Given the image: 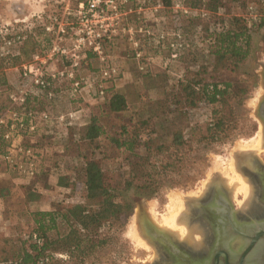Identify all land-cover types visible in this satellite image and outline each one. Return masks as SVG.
I'll use <instances>...</instances> for the list:
<instances>
[{
  "label": "rangeland",
  "instance_id": "374dc122",
  "mask_svg": "<svg viewBox=\"0 0 264 264\" xmlns=\"http://www.w3.org/2000/svg\"><path fill=\"white\" fill-rule=\"evenodd\" d=\"M56 1L60 0H0V76L2 73L5 75L10 92L19 85L20 67L31 60L36 49L33 40L36 37H44L43 27L50 24V18L59 14L58 19L64 16L69 18V21L72 19ZM194 1L196 0H172V3L167 5L161 0H130L128 6L133 10L128 19L136 27L141 26L147 30V33L136 34L144 45L143 50L148 61L147 71L139 69L132 56V43L127 36L122 35L117 38L116 43L107 45V52L118 64L121 73L115 81L107 83L108 90L105 96L95 98V90H88L77 98H71L68 94L62 96L61 93L54 101L48 102L43 98L51 105L53 111V104L62 100H68L72 105L74 101L83 100L89 108H94L109 98L110 88L114 84L116 90L128 94L131 108L126 114L106 118L105 122L113 123V131L116 132L120 131L121 125L130 122L131 118H134L135 122L144 121L150 115L158 113V116L147 125L141 122L137 125L141 124L139 127L145 130L142 133L145 138H149L147 131L156 129L157 132L152 134L156 139L150 141L149 146L152 150L160 146L163 153L151 160L140 161L143 166L159 167L157 172H161L159 177L161 188L152 196H138L130 192L133 209L123 226L113 227L109 223L101 226L99 232L101 244L85 258L78 256L77 252L74 255L57 252L55 260L46 262L44 259L39 264L150 263L158 253L156 246L142 230L139 220L141 211H145L155 223L165 226L164 217L171 215L178 197L185 200L189 209L191 202L188 200L192 199L193 195L201 194L214 177H220L224 182H228L224 179L227 178V174L229 177L235 176L237 171L234 173L231 171H234L232 168L235 164L240 165L239 161L244 155L242 151H248L251 146L256 145L255 141H258L257 138L263 132V124L257 109L264 96V6L255 0H247L246 5H243L242 0H232L225 2L217 11H211L206 6L209 0H202L205 3L200 6H192ZM158 4H162L163 7L158 8ZM234 15L243 17L251 28L252 53L240 66H229L215 72L211 67L214 62L211 46L215 41V34L208 27L221 29L223 19ZM176 30H180L183 35L180 41L183 47L173 50L170 42L175 39L173 33ZM162 32L167 35L163 43L159 41ZM22 35L27 36L25 43L14 44L13 40ZM10 41L12 43H9ZM21 51H24L23 54L15 60ZM175 52L177 57L172 56ZM14 62L16 64H13ZM199 65H209L206 72L209 83H219L221 88L231 83L232 93L226 96V101L214 104H208L199 99L200 95H196L194 105L188 107L183 104V107L179 108L178 97L169 92L173 88H179V81L185 77L188 69L197 70ZM99 68L98 58L90 55L85 62L83 75L92 78L93 73ZM98 79L100 80L99 77ZM242 85H247V92L235 96L233 92ZM185 97L186 93L183 92V100ZM76 111L79 112V117L75 123L67 128L56 127L53 132L54 139L40 138L41 132L39 136L25 140L26 144L28 141L35 143L39 139L40 142H44L46 155L41 161L40 174L35 179H23L18 173L10 171L0 153V172L8 174L5 175L7 176L5 180H0V185L18 186L25 183L22 180L31 181L29 183L33 184V193L44 196L45 206L48 208V210H45V207L40 208L39 201L42 197L32 202H24L21 191L0 199V264H15L13 253L6 257V251L19 248L23 240L29 242L31 235L35 239V235L39 234L37 212L85 201L83 184L71 182L68 178L72 167L81 164L76 148L78 137L83 134L85 125H79L82 111L81 113L80 110ZM54 113L58 114L55 111ZM221 116L226 119L224 130L218 132L215 140L206 138L210 123ZM179 132L186 140L182 147L172 143V134ZM69 135L70 138H67ZM49 140L56 144L53 151L50 149L52 147L48 143ZM243 146L241 150L240 147ZM135 147L141 153H147L143 144H135ZM112 149L114 146L110 144L102 150L104 155H108ZM263 152L254 154L264 157ZM116 153L114 158L103 161V168L109 172L114 182H120L128 178L131 165L137 159L126 158V153L119 151ZM50 167L54 170L50 171ZM227 184L229 186V183ZM229 187L231 188V185ZM231 190L234 191L233 188ZM236 193L238 199L244 200L242 191ZM236 193L233 194L236 196ZM67 230L68 225L61 220L56 228L48 230V234L56 238Z\"/></svg>",
  "mask_w": 264,
  "mask_h": 264
},
{
  "label": "trees",
  "instance_id": "16d2710c",
  "mask_svg": "<svg viewBox=\"0 0 264 264\" xmlns=\"http://www.w3.org/2000/svg\"><path fill=\"white\" fill-rule=\"evenodd\" d=\"M161 1L167 5L172 3V0ZM229 1L232 0H209L206 6L211 11H217L221 5ZM242 1L244 2L243 5H246L247 0ZM255 1L264 6V0ZM204 3L202 0H196L192 2V6H200ZM58 16L60 15H53L49 20L50 24L57 26L58 20L56 19L59 18ZM46 26L43 27L44 37H36L33 40L34 48L37 49L33 53L45 52L53 40V34L46 30ZM221 26V29L219 27L215 29L208 27L215 34V41L211 46V54L214 55V62L211 67L215 72L229 66H240L248 60L252 53L253 34L243 17L236 15L227 17L223 19ZM22 37V42L25 43L27 36L22 35ZM23 52L21 51L20 55L15 57V60H18ZM13 64H16V62ZM208 68L209 65H199L197 70L188 69L184 75L185 77L179 81V88L171 89L169 93H174L178 97L179 108H182L183 104L188 107L194 105L196 95H200V100L203 99L208 104H214L226 101V96L232 93L230 91L231 83H227L224 88H221L219 83H209L207 81L206 72ZM247 90V85H242L233 94L235 96L243 95ZM10 91L7 79L2 73L0 76V112L5 111L11 105ZM110 91L109 98L102 104L99 103L94 108L86 107V110H84L87 113V123L83 128V134L78 137L76 148L77 157L79 162L81 159V164L79 163L78 167H72V170L70 169L71 171L68 173L71 182L77 184L81 182L80 184H83L85 201L70 203L65 206L61 205V207H54L49 211L41 210L37 212L36 215L39 216L37 229L39 234H36L38 236L34 239L31 235L29 242L23 240L19 248L6 251V257L13 253L16 260L15 264H39L44 259L48 262L55 260L57 252H67L69 255H74L77 252L78 256L87 257L101 244L99 233L101 226L109 223L113 227H120L126 223L133 209L130 192H134L138 196H152L160 190L161 181L159 177L161 172H157L159 167L156 165L143 166L140 161L153 159L162 154L163 149L159 146L152 150L149 146L150 141L156 139L152 136L157 132L155 128L147 131L146 134L149 138H145L142 134L145 130H141L139 127L141 124L147 125L149 121L152 122L158 116V113L150 115L144 121L135 122L133 121L134 118H131L130 122L120 126V131L114 132L113 123L108 124L105 122L106 118L126 114L131 107L126 92L116 90L114 84L111 86ZM183 92L186 93L184 100ZM42 100L44 101L43 98L30 97L26 106L43 110ZM73 103L77 104L75 110H79L80 102L74 101ZM216 119L208 127L206 138L210 140H215L218 132L224 130L225 117L221 116L217 121ZM138 122H141V124L137 125ZM39 135L42 139H45V137L54 139V134L48 130L46 124L42 126L37 136ZM172 135L174 145L177 147L185 145L186 140L181 132ZM67 138H70V135ZM39 140L33 141L35 143H30V141L27 143L32 144L38 154L41 155V158L44 159L46 155L45 148H43L44 142ZM48 143H51V140ZM110 144L114 146V149L108 155H104L103 147L107 148ZM135 144H143L147 153L144 154L139 149L136 150ZM5 148L6 144L0 136V153L4 152ZM66 151H68V148ZM116 151L126 153V158L134 157L137 159L131 165L128 178L120 182H114L109 172L103 168V161L114 158L117 154ZM20 191L26 203L42 197V195L33 193V184L24 183L18 186L0 185V199ZM61 220L68 225L67 232L59 234L56 238L50 237L48 230L56 228L57 223ZM6 257L3 258L7 259Z\"/></svg>",
  "mask_w": 264,
  "mask_h": 264
},
{
  "label": "built area",
  "instance_id": "2783aa9c",
  "mask_svg": "<svg viewBox=\"0 0 264 264\" xmlns=\"http://www.w3.org/2000/svg\"><path fill=\"white\" fill-rule=\"evenodd\" d=\"M129 2L130 0L56 1L72 19L69 21L64 16L56 19V27L53 24L46 26V30L54 34L52 42L45 52H35L30 61L22 64L19 85L9 95L11 105L0 112V136L6 144L1 157L6 167L18 173L19 177L32 180L41 170V155L33 145L26 144L25 140L36 137L44 124L53 133L56 127L67 128L73 125L79 117V112L74 109L55 114L50 104L43 110L28 108L26 104L30 97L45 98L50 102L57 99L60 93L62 96L68 94L71 98H77L88 90H95V98L105 96L107 83L115 81L121 73L120 67L107 52V45L116 43L117 38L122 35L127 36L132 43L133 56L139 69L147 71L144 45L136 36L137 33H147V30L141 26L136 27L128 19L133 10L129 8ZM161 7L163 5L158 4V8ZM173 34L175 39L170 42L171 49H181V31L176 30ZM166 37L165 32L160 33L159 41L163 43ZM22 39L19 36L13 43L18 45ZM90 55L100 61V68L93 73L92 78L83 75L85 62ZM172 56L177 57V53Z\"/></svg>",
  "mask_w": 264,
  "mask_h": 264
},
{
  "label": "flooded vegetation",
  "instance_id": "af4514ba",
  "mask_svg": "<svg viewBox=\"0 0 264 264\" xmlns=\"http://www.w3.org/2000/svg\"><path fill=\"white\" fill-rule=\"evenodd\" d=\"M258 110L264 130V105ZM239 163L253 184V200L246 207L220 177L193 196L187 222L203 230V247L180 241L141 211L142 230L158 253L147 264H264V157L244 153Z\"/></svg>",
  "mask_w": 264,
  "mask_h": 264
},
{
  "label": "bare ground",
  "instance_id": "6f19581e",
  "mask_svg": "<svg viewBox=\"0 0 264 264\" xmlns=\"http://www.w3.org/2000/svg\"><path fill=\"white\" fill-rule=\"evenodd\" d=\"M262 128H263V125H262ZM257 139L258 141H255L257 142L256 145L251 146L249 148L250 150L248 151L243 150L244 146L242 148L240 147V149L243 150L242 152L251 155L254 152L264 151V130L260 134V137ZM231 167L233 166L231 165ZM232 169L234 171H231V172L233 173L235 171L237 172H235V176H232V177H229L230 175L227 174V178H224V179H227L228 182L225 181V183L226 184L229 183V186L231 185V188L234 189L233 193L234 192L236 193L238 191H242L244 193L245 197L243 201H240V205H242V207H246L248 204H250V201L252 199L251 196L253 195L252 181H250L251 179L249 180L247 175L241 170L240 165L235 164ZM231 175H234V174H231ZM193 196L196 197V195H193ZM236 196H237V193H236ZM192 200H193V197L192 199H189L188 202H191ZM175 202L176 204L173 206V208L172 206L170 207L172 208L171 215L164 217L165 226H162V227L168 232H170L171 234H173L177 239L182 240L188 245H191V246L193 245L194 247H197V248L203 247V243L200 241L203 236V230L197 224L193 226H190L188 224L187 222L188 213L187 212L189 211L186 207L185 200L181 197H178Z\"/></svg>",
  "mask_w": 264,
  "mask_h": 264
},
{
  "label": "crops",
  "instance_id": "0c3cea01",
  "mask_svg": "<svg viewBox=\"0 0 264 264\" xmlns=\"http://www.w3.org/2000/svg\"><path fill=\"white\" fill-rule=\"evenodd\" d=\"M42 102H43L42 106L45 108L48 103H46V101H43V100H42ZM79 104H80L79 105L80 107L78 109L80 110V113L82 111V113H81L82 118H81V120H79V125H85L87 123V117H86L87 113L84 112V110H86V107H88V106L86 105L85 102H83V100H81ZM74 105H72V103H70V101H68V100H62V101H58V102L54 103L53 107H54V111L55 112L61 113L63 111H67V110H69L71 108L75 110V108L77 107V104H74ZM49 145H50V147H52V148H50L51 151H53V147H56L55 146L56 144L54 142H51ZM52 167H50V169H49L50 171L54 170ZM5 175H8V174L7 173H2L1 174V172H0V180L1 181H3V179L5 180V177H7ZM48 175H50V173ZM22 181L25 182V183L31 182V181H27V180H22ZM40 192L44 193L43 191H40ZM45 199L46 198L44 196L40 199V201H39L40 208L43 209L45 207V210H48V208L45 206L46 205L45 204V201H46ZM43 203H44V206H42Z\"/></svg>",
  "mask_w": 264,
  "mask_h": 264
},
{
  "label": "water",
  "instance_id": "95a60500",
  "mask_svg": "<svg viewBox=\"0 0 264 264\" xmlns=\"http://www.w3.org/2000/svg\"><path fill=\"white\" fill-rule=\"evenodd\" d=\"M264 105V96L261 98V101L259 102V108H260V106L261 105ZM257 112L259 113L260 111L257 109ZM259 115H261L260 113H259ZM262 117V116H261Z\"/></svg>",
  "mask_w": 264,
  "mask_h": 264
}]
</instances>
